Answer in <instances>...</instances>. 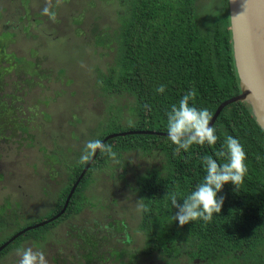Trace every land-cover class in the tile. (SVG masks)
<instances>
[{"label": "trees", "instance_id": "trees-1", "mask_svg": "<svg viewBox=\"0 0 264 264\" xmlns=\"http://www.w3.org/2000/svg\"><path fill=\"white\" fill-rule=\"evenodd\" d=\"M116 4L119 57L111 64L110 71L99 73L97 85L103 93L132 97L133 100L128 101V105L111 103L106 106L103 121H97L89 129L87 141L101 140L107 134L127 130L167 132L166 112L190 89L196 91L195 100L190 103L197 108H206L211 116L223 100L240 91L233 58L228 0H220L219 7L210 17L200 15L199 0H116ZM18 62L24 65L27 60L22 55ZM161 84L165 91L158 94L156 88ZM145 105H149L150 110ZM0 107L1 111L5 107L1 99ZM129 108L133 109L132 116L123 114ZM1 111L0 149L4 154L11 152L14 143L20 140L14 138V143L10 142L13 134L4 130L8 119L6 121ZM125 120L130 121L125 127H113V123L119 125ZM14 126L16 128L11 127V133L15 129L29 131L22 121L15 122ZM212 127L219 138L214 147L193 145L188 152L182 150L178 155H174L175 146L170 144L166 135L127 133L108 138L103 144L112 145L119 163L113 164L97 151L78 181L65 211L45 225L16 237L0 251V259L8 258L25 243L40 248L53 240L59 244L58 239L49 234L54 227L74 217L85 206H104L100 201L103 200L100 188L109 187V183L101 184V180L94 177L104 172L103 178H108L107 181L112 178L120 182L118 192L122 200L133 199L147 207L148 211H139L136 226L145 237L144 245L140 248H104L98 241H110L112 234L118 231L108 230L98 236L83 230L71 242L70 254L66 255L68 259L53 256L54 264H94L93 261L98 259L108 262L110 257L118 264H142L138 262L140 258L151 255L156 256L158 263L164 261L165 264H264V130L246 101L224 106ZM228 135L237 138L246 153L248 171L244 182L236 191L230 183L223 186L217 195H223L225 200L221 212L214 214L211 222L206 224L197 220L178 226V222L172 219L176 210L171 208L168 194L175 192L182 199L202 182L205 172L200 157L220 149ZM84 145L80 144V150L74 151L73 160L64 161L67 168L63 175L58 173L56 197L44 216L16 223L17 208L6 201L0 205V244L17 231L50 218L62 208L71 186L87 164L79 162ZM132 151L142 155L156 153L157 163L145 164L142 171L135 169L133 174L127 173L129 162L123 156ZM114 165L120 169L118 176ZM92 187L95 192L88 194ZM95 194L98 201L92 202L90 195ZM118 199L112 198L110 202L114 205ZM109 224L115 229L124 225L113 221ZM68 230L72 233L77 228ZM129 239L127 237L124 242ZM117 251L119 256L115 254Z\"/></svg>", "mask_w": 264, "mask_h": 264}, {"label": "rangeland", "instance_id": "rangeland-1", "mask_svg": "<svg viewBox=\"0 0 264 264\" xmlns=\"http://www.w3.org/2000/svg\"><path fill=\"white\" fill-rule=\"evenodd\" d=\"M199 4L200 15L210 17L220 0H199ZM44 7L45 0H0V99L5 104L0 111L8 119L4 130L13 134L10 142L14 143V138L20 140L14 143L11 152L3 154L0 149V205L6 201L17 208L16 223L44 216L56 197L58 173L63 175L67 168L64 161L73 160L74 151H79L78 146L87 141L89 129L97 121H103L106 106L128 105V101L133 100L103 93L97 85L99 73L110 71L111 64L119 57L116 0H51L50 11L55 13V20L42 14ZM22 55L27 60L24 65L18 62ZM132 110L129 108L123 114L132 116ZM20 121L29 131L15 129L11 133V129L16 128L14 123ZM129 123L125 120L123 124L113 123V127L119 129ZM50 156H55L57 162H47ZM123 157L128 159L127 173L130 174L135 169L142 171L145 164L157 163L156 153L142 155L132 151ZM114 169L118 176L120 169L115 165ZM103 174L94 176L101 184L109 183V187L100 188L103 207L99 204L85 206L74 217L54 227L49 234L58 239L59 244L53 240L44 248L28 243L25 247L42 250L48 264H54L51 258L66 256L71 242L83 230L98 236L108 230L120 231L112 234L110 241H98L104 248L143 246L145 237L136 228L139 203L133 199L122 200L118 192L120 182L112 178L108 181L105 178L103 182ZM93 192L94 187L88 194ZM98 198L96 194L90 195L92 202H97ZM112 198H119L114 205L110 202ZM112 221L124 223L126 229L110 228ZM72 227L77 231L68 233ZM126 230L128 236L123 232ZM127 237L129 241L124 242ZM59 247L61 251H57ZM115 254L119 256V251ZM15 260L12 253L8 258H1L0 263L14 264ZM93 262L118 264L113 257L108 262L99 259ZM138 262L165 264L164 261L158 263L155 255L142 256Z\"/></svg>", "mask_w": 264, "mask_h": 264}, {"label": "clouds", "instance_id": "clouds-1", "mask_svg": "<svg viewBox=\"0 0 264 264\" xmlns=\"http://www.w3.org/2000/svg\"><path fill=\"white\" fill-rule=\"evenodd\" d=\"M50 7L51 0H45L42 14L55 20V13L50 11ZM164 91L163 84L157 86L158 94ZM195 97V89L188 90L178 103L172 104L170 110L166 112L167 137L170 144L175 146L174 155H178L182 150L188 152L193 145L214 147L219 139L216 130L209 126L211 113L206 108H197L194 103H190ZM145 107L150 110L149 105ZM97 151L107 156L113 163H119L112 145H105L98 139L85 143L79 162L83 164L91 161ZM246 158L243 145L231 135L225 137L221 148L213 154L200 157L205 172L202 182L197 183L182 199L175 192L168 194L171 208L176 210L172 219L178 222V226L182 227L197 220H202L206 224L211 222L213 215L221 212L225 197L217 194L222 191L223 186L230 183L236 191L244 182L248 171ZM137 210L148 211L143 204L138 205ZM14 254L16 257L14 264H48L44 252L31 246L17 247Z\"/></svg>", "mask_w": 264, "mask_h": 264}, {"label": "water", "instance_id": "water-1", "mask_svg": "<svg viewBox=\"0 0 264 264\" xmlns=\"http://www.w3.org/2000/svg\"><path fill=\"white\" fill-rule=\"evenodd\" d=\"M228 8L233 58L239 79L240 91L223 100L217 106L212 114L209 126L212 127L224 106L232 102L246 101L251 106L252 113L254 114L257 123L264 130V0H228ZM127 133H149L167 136V132L164 131L136 129L113 132L107 134L100 141L104 143L108 138ZM91 161L87 162L83 167L78 178L71 186L62 208L56 214L48 219L28 225L17 231L0 244V251L25 231L45 225L60 216L65 211L78 181L87 170Z\"/></svg>", "mask_w": 264, "mask_h": 264}, {"label": "flooded vegetation", "instance_id": "flooded-vegetation-1", "mask_svg": "<svg viewBox=\"0 0 264 264\" xmlns=\"http://www.w3.org/2000/svg\"><path fill=\"white\" fill-rule=\"evenodd\" d=\"M49 161L47 160V162H57L56 160V158H55V156H50L49 157ZM2 178H0V180H1ZM121 223V222H120ZM121 224H124V223H121ZM112 228V227H111ZM117 228V227H116ZM126 229V227H125V224L122 226V230H125ZM122 232V231H121ZM123 232H125L126 233V235L128 236V234H127V230L126 231H123ZM119 233H120V231H119ZM99 248V250H102V248L101 247H98Z\"/></svg>", "mask_w": 264, "mask_h": 264}]
</instances>
